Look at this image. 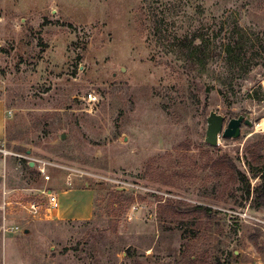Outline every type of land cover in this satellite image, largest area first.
Returning <instances> with one entry per match:
<instances>
[{"label":"rangeland","instance_id":"1","mask_svg":"<svg viewBox=\"0 0 264 264\" xmlns=\"http://www.w3.org/2000/svg\"><path fill=\"white\" fill-rule=\"evenodd\" d=\"M0 100L12 150L50 163L55 189L72 176L66 190L94 192L86 220L7 210L20 231L0 218V264H264L263 201L209 167L228 156L250 177L247 150L264 137V0H0ZM212 112L254 126L212 147ZM36 168L0 177V206L5 185L45 184Z\"/></svg>","mask_w":264,"mask_h":264},{"label":"crops","instance_id":"2","mask_svg":"<svg viewBox=\"0 0 264 264\" xmlns=\"http://www.w3.org/2000/svg\"><path fill=\"white\" fill-rule=\"evenodd\" d=\"M7 134H8V110L6 109L4 102L0 100V143H5L8 146V144L6 143V141L8 140ZM9 140H10V138H9ZM12 151H14V150H12ZM26 155L30 156V151H27ZM23 161H26L28 163L29 167L33 170L32 172H28L26 170V168L24 167ZM0 163L4 164L3 171L2 172L0 171V177H4L7 181L13 172H14V174H18V173H21V174L25 173L26 174L27 173V174L31 175L32 173H34L35 168L37 167L34 162H29L27 160L19 161L15 157H10L6 161L0 160ZM32 163H34L33 167L31 166ZM51 168H49V169H51ZM37 173L40 175V173L38 172V169H37ZM40 177H42V176L40 175ZM73 182H75L74 184H76V185H77V183H79V181L77 179L73 180L72 176H69V177L66 176V178L65 177L62 178L60 180V182H56V185L59 186V189H55L54 185H52V184L49 185L50 182L47 183L46 181H45V184L43 186H41V187L34 186L31 189H29L28 187L21 188V189L20 188L14 189V188H10L7 185H5L2 199L4 200V193H8L7 199L9 201L15 202L19 199L26 200V198L23 196L27 191L25 189H28L30 191L32 189L39 191V190H43V189L47 188V190H51L58 195L59 201H60V199H62V201H60L62 204L60 206V209L57 212H55V213H58L57 214L58 216H61L63 219H66V220L90 219L92 212H93V203H94L93 193L94 192L92 189H90L88 187L87 184H85L86 188H83L81 190L80 189L66 190V189H68L67 186H69V183H73ZM31 193H32V196H30L31 198L28 197V199H30V201L35 200V198L36 199H42V196H41V194H39V192H32L31 191ZM32 197H34V198L32 199ZM3 200H2V204L0 206V213L2 214L0 216L2 227L4 224V218H5V223L7 226L18 227V225H10L9 224L8 220H10V219L8 218L9 216L7 215V210L14 209V208L20 209V210H22V209L12 204L6 209V212L4 214V212L1 210V207L3 205ZM25 213H27V212H25ZM13 222H14V220L12 221V223ZM232 264H256V263L251 258L247 261H240V262H235Z\"/></svg>","mask_w":264,"mask_h":264},{"label":"trees","instance_id":"3","mask_svg":"<svg viewBox=\"0 0 264 264\" xmlns=\"http://www.w3.org/2000/svg\"><path fill=\"white\" fill-rule=\"evenodd\" d=\"M242 49L239 42L235 45L228 44L225 49L227 61L229 63L240 62L242 58ZM10 140L13 139L10 138ZM254 140L257 141V143L253 148L247 150V169L250 177L238 168L235 160L228 156H222L213 160L209 167L212 168L214 172L227 176L231 184H240L242 186L241 192H243V202H250L251 200L254 201L258 199L259 201L262 200V203H264V137H258ZM23 164L28 172L33 171L26 161H23ZM251 180H259L260 182L257 186L252 187ZM120 194H124V192L122 191ZM167 209H169L170 215L168 216V214L162 212L165 217L172 218L173 215L178 214V211L172 204H169ZM192 212L194 215H205L207 218H213L214 215L218 213L204 206H195ZM253 243L258 246V237L254 236ZM191 263H195L193 258H191ZM227 264H231V262Z\"/></svg>","mask_w":264,"mask_h":264},{"label":"built area","instance_id":"4","mask_svg":"<svg viewBox=\"0 0 264 264\" xmlns=\"http://www.w3.org/2000/svg\"><path fill=\"white\" fill-rule=\"evenodd\" d=\"M84 100L90 105V106H95L99 103V98L95 93H88ZM10 157H15L19 161L28 159L27 156L16 153L12 151L5 143H0V160L6 161ZM37 166L38 172L40 175L44 178V180L49 183L51 181V177L48 174L49 168L52 167V165L46 161H36L34 162ZM85 176L84 174L81 175V177ZM90 178L92 177L89 175ZM93 178V177H92ZM94 179V178H93ZM32 192H39L41 194L42 199L41 200H23L19 199L15 202L9 201L7 199L8 193H4V200H3V205L1 207V210L6 212V209L10 205H15L25 212H27L30 216L35 217V218H51L53 213L57 212L60 209V201L58 195L51 191L47 190V188L43 190L36 191L34 189L31 190ZM231 216L241 218V219H251L255 221L249 214L248 212L245 211H228ZM3 233L6 235L7 233L11 232H18L20 231L19 227H10L7 226L5 223V218H4V224L2 227Z\"/></svg>","mask_w":264,"mask_h":264},{"label":"water","instance_id":"5","mask_svg":"<svg viewBox=\"0 0 264 264\" xmlns=\"http://www.w3.org/2000/svg\"><path fill=\"white\" fill-rule=\"evenodd\" d=\"M245 121V123H244ZM244 123V124H243ZM253 127V123L250 120V115H242L238 118L230 120L226 125V119L224 116L212 112L207 118V132L206 143L212 147L219 146L220 137L224 139L237 140L242 136V126ZM66 138V135H62V140ZM34 166V163L31 164Z\"/></svg>","mask_w":264,"mask_h":264},{"label":"bare ground","instance_id":"6","mask_svg":"<svg viewBox=\"0 0 264 264\" xmlns=\"http://www.w3.org/2000/svg\"><path fill=\"white\" fill-rule=\"evenodd\" d=\"M259 126H261V127L264 128V120H263V122Z\"/></svg>","mask_w":264,"mask_h":264},{"label":"flooded vegetation","instance_id":"7","mask_svg":"<svg viewBox=\"0 0 264 264\" xmlns=\"http://www.w3.org/2000/svg\"><path fill=\"white\" fill-rule=\"evenodd\" d=\"M244 123H245V121H244ZM244 123H243V124H244Z\"/></svg>","mask_w":264,"mask_h":264}]
</instances>
